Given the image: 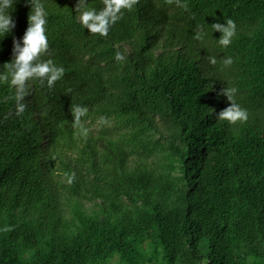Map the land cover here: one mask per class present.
Listing matches in <instances>:
<instances>
[{"label":"trees","instance_id":"obj_1","mask_svg":"<svg viewBox=\"0 0 264 264\" xmlns=\"http://www.w3.org/2000/svg\"><path fill=\"white\" fill-rule=\"evenodd\" d=\"M77 2L44 0L43 58L63 76L30 81L21 115L0 79V264H264V0H134L107 35ZM6 11L0 72L31 4ZM229 17L225 47L213 23ZM228 84L247 121L218 119Z\"/></svg>","mask_w":264,"mask_h":264},{"label":"clouds","instance_id":"obj_2","mask_svg":"<svg viewBox=\"0 0 264 264\" xmlns=\"http://www.w3.org/2000/svg\"><path fill=\"white\" fill-rule=\"evenodd\" d=\"M134 0H104L102 8L88 6V0H78L76 5L77 19L90 32H99L107 35L110 27L114 25L122 15L123 8H131ZM181 0H178L180 3ZM13 3V0H0V34H7L15 27V21L11 12L6 11ZM31 11L29 14V25L22 38L17 37L14 41L13 59L4 64V71L0 72V79L8 81L15 89L16 114L21 115L26 107L25 97L27 85L32 80H39L41 84L45 82L49 87L53 86L55 81L60 79L65 68L56 63L52 58L44 59L43 54L49 49V37L47 34V9L44 0H29ZM186 7V4L184 5ZM215 30H219L222 35L218 42L227 47L231 44L233 37L237 32V25L234 19L227 18L225 22L213 23ZM198 38H203V32L197 33ZM120 59V53L116 54ZM233 56H225L222 63L225 67L234 63ZM213 64L217 63L215 56L211 57ZM238 87L228 84L222 90L232 103L219 111L218 119L235 124L237 122L247 121L249 110L237 102ZM74 117V123L80 125V131L87 136L89 129L83 126L82 118L88 112L86 105H74L71 108ZM71 180V177H69Z\"/></svg>","mask_w":264,"mask_h":264},{"label":"rangeland","instance_id":"obj_3","mask_svg":"<svg viewBox=\"0 0 264 264\" xmlns=\"http://www.w3.org/2000/svg\"><path fill=\"white\" fill-rule=\"evenodd\" d=\"M155 264H166V262H164V258L162 256L161 252H158L155 256H154V260ZM111 264H123L120 262V258L118 255H115L112 260H111ZM147 264H151V263H147Z\"/></svg>","mask_w":264,"mask_h":264}]
</instances>
